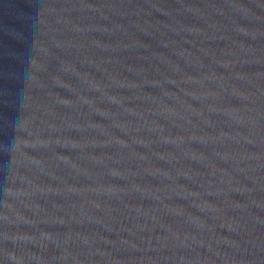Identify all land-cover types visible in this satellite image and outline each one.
Wrapping results in <instances>:
<instances>
[{"label":"water","instance_id":"water-1","mask_svg":"<svg viewBox=\"0 0 264 264\" xmlns=\"http://www.w3.org/2000/svg\"><path fill=\"white\" fill-rule=\"evenodd\" d=\"M0 264H264V0H0Z\"/></svg>","mask_w":264,"mask_h":264}]
</instances>
